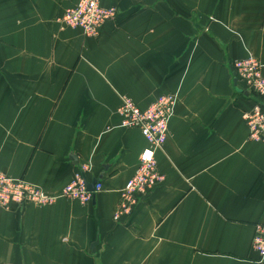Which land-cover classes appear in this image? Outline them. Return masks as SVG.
I'll return each instance as SVG.
<instances>
[{
    "label": "crops",
    "instance_id": "crops-1",
    "mask_svg": "<svg viewBox=\"0 0 264 264\" xmlns=\"http://www.w3.org/2000/svg\"><path fill=\"white\" fill-rule=\"evenodd\" d=\"M77 0H0V171L58 193L83 170L91 201L0 210V263L264 264V144L243 113L257 98L234 59L264 74V0H100L114 7L97 37L56 18ZM177 102L163 176L129 213L113 215L147 142L123 128L122 96Z\"/></svg>",
    "mask_w": 264,
    "mask_h": 264
},
{
    "label": "built area",
    "instance_id": "built-area-1",
    "mask_svg": "<svg viewBox=\"0 0 264 264\" xmlns=\"http://www.w3.org/2000/svg\"><path fill=\"white\" fill-rule=\"evenodd\" d=\"M115 14L114 7L102 6L100 0H77L73 6L64 10L56 21L61 26L80 29L85 36L97 37L103 24ZM231 66L245 88L257 98L251 109L243 113L248 128L247 138L264 144V74L261 72V64L257 58L249 55L234 59ZM177 99L173 93H164L147 106L139 107L129 96H122L117 108L120 126L137 128L147 145L139 155L134 174L120 190L114 219L129 213L141 195L162 181L163 176L157 170L155 151L163 146L167 138L168 123ZM86 182L83 170L77 171L58 193H50L21 177H12L0 171V210L8 209L11 204H52L58 198L75 199L85 204L90 202L102 187L101 183L97 182L94 191H88ZM251 246L258 258L264 260V224L255 225Z\"/></svg>",
    "mask_w": 264,
    "mask_h": 264
},
{
    "label": "water",
    "instance_id": "water-1",
    "mask_svg": "<svg viewBox=\"0 0 264 264\" xmlns=\"http://www.w3.org/2000/svg\"><path fill=\"white\" fill-rule=\"evenodd\" d=\"M99 179H100V176L98 178H94L90 181H87L86 182V189L88 191H94V185L99 181Z\"/></svg>",
    "mask_w": 264,
    "mask_h": 264
}]
</instances>
